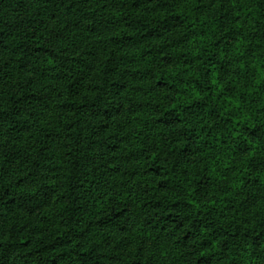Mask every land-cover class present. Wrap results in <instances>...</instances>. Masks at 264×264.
I'll use <instances>...</instances> for the list:
<instances>
[{
    "label": "trees",
    "instance_id": "1",
    "mask_svg": "<svg viewBox=\"0 0 264 264\" xmlns=\"http://www.w3.org/2000/svg\"><path fill=\"white\" fill-rule=\"evenodd\" d=\"M0 86V130L33 139L0 143V264H264V0H0ZM137 113L163 136L125 171L145 190L104 200Z\"/></svg>",
    "mask_w": 264,
    "mask_h": 264
},
{
    "label": "rangeland",
    "instance_id": "2",
    "mask_svg": "<svg viewBox=\"0 0 264 264\" xmlns=\"http://www.w3.org/2000/svg\"><path fill=\"white\" fill-rule=\"evenodd\" d=\"M124 52L126 51L121 50L119 54H123ZM104 58H101L102 61L97 63L95 65V68L99 67L102 70V68L104 67V62H106ZM94 73L97 74L98 70H94ZM224 79L231 81L233 85L242 82V75L238 70L237 62L233 63V65L228 70V73H226ZM54 88L55 86L53 87V89ZM137 92V90H133L132 93L129 94V96H131L132 99L134 98L135 100H137L139 98V100H141L142 95ZM49 113L51 114L52 111L50 110ZM144 119L145 117L142 113H137L136 115H133L130 120H128L127 116H125V118H123L124 121L120 122V124L111 122V124H114L115 127H118V139L120 140V142L117 144V151L115 150V152L113 153L115 161L111 164H105L103 169H101V172L97 171L96 179L100 181V184L103 185L105 191L104 200L105 198H107L108 200L109 196L112 199L124 200V196H126V198H129L130 196H132V194H139L141 191L145 190L143 188L146 184V180L143 179L145 178L144 176H141L139 172L134 173V175H128L127 173H125V171H129L131 170V168L135 169L140 166L146 167L147 157L145 152H142V150L146 149V146H150L153 144L155 145L156 141L159 139L161 140V138L163 137L158 134L156 130L151 128V126H147L143 121ZM31 120V126H34L36 124L34 119ZM114 126L113 128H115ZM113 128L112 126H109L108 129L112 130ZM165 136L166 134L164 132V137ZM4 141L21 144L22 146L28 147V144L30 142L32 143L33 139L29 135L24 136L19 140H15L14 138L10 137L5 131L0 130V143ZM157 146H160V144H157ZM227 158L228 156H221L217 154L208 155V159L212 162L211 164H213L214 168H217V173L220 175L224 171ZM16 159H20V156H16ZM57 163L58 162L56 160L52 161L53 166L57 165ZM12 167L13 166H10V168ZM58 174V170L56 172H53L51 171V169H47L39 173L32 174L30 177H28V180L22 181L21 183L25 188H35L37 186L54 184L58 182ZM150 185V182L147 181V186H149V188L151 187ZM54 213L55 207L52 208L50 214L53 215ZM122 225L124 224H121V226ZM109 235L113 237L116 242L127 240V244L129 243L130 246L134 248L137 247V239L142 238L138 234H135V231H132L131 233L127 232L126 234L122 233L119 227L111 230L109 232ZM142 235L144 237L150 238V234L148 232H145ZM104 236L107 235L105 233H98V238H103ZM156 238H158L156 239V242H160L161 244H163V248H166V246L164 247V242H166L167 248L171 247L173 250L176 249L174 241L169 239L167 236L160 235V237ZM159 246L160 247L158 248V250L160 251L162 247L161 245ZM144 253H146V251Z\"/></svg>",
    "mask_w": 264,
    "mask_h": 264
}]
</instances>
